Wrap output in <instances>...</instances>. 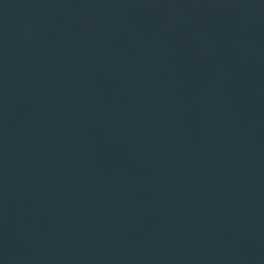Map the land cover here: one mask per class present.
Masks as SVG:
<instances>
[{
	"label": "water",
	"instance_id": "obj_1",
	"mask_svg": "<svg viewBox=\"0 0 264 264\" xmlns=\"http://www.w3.org/2000/svg\"><path fill=\"white\" fill-rule=\"evenodd\" d=\"M0 264H264V110L143 126L0 117Z\"/></svg>",
	"mask_w": 264,
	"mask_h": 264
}]
</instances>
